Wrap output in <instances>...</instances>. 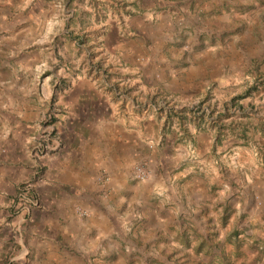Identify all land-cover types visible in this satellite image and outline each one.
I'll use <instances>...</instances> for the list:
<instances>
[{"label": "crops", "instance_id": "0c3cea01", "mask_svg": "<svg viewBox=\"0 0 264 264\" xmlns=\"http://www.w3.org/2000/svg\"><path fill=\"white\" fill-rule=\"evenodd\" d=\"M127 2L134 7V14L127 16L120 9L115 20L111 16L110 20H101L90 41L93 59L104 66L112 64L114 71L104 75L92 70V77L87 68L80 67L75 83L61 101L70 110L69 115L76 117L78 107L95 102L93 89L104 81L109 95H113L112 91L114 95H121L116 100V119H55L63 136L59 142H54L51 155L42 162L33 156V137L42 119H0V264H127L130 256L129 253L124 256L123 239L119 237L121 232L125 236L127 233L125 229L119 230V226L121 222L124 226L123 220L130 215L124 214V218L122 212L108 211L112 208L108 200L117 198L119 211L124 205L137 201V194L121 193L125 188L122 178L127 176L131 159L143 156L147 141L155 140L162 130L165 119L155 115L147 120L144 119L147 115L140 117L147 107L151 110L152 96L170 92L185 97L190 91L200 90L207 77V81L230 83L240 78L237 76L234 80L238 72L232 71H243L244 75L248 67H243L244 64L254 56L263 59L262 42L250 52L243 46L238 48V42L245 43L239 35L226 44V47L230 45L229 49L215 55L211 50L177 53L172 44L178 40L196 45L199 36L206 31L212 39L214 32L209 31L215 29L206 25L203 18H209L217 7V0ZM77 47L82 61L86 58L85 45L77 43ZM168 47L167 57L164 50ZM125 87L129 89L123 91ZM100 91L98 101L105 93V90ZM160 98L162 96L157 97V101L161 104ZM140 102L145 105L138 106L142 110L136 112L134 107ZM212 120L214 124L207 132L192 130L196 133L194 145L200 153L207 154L210 164L202 162L206 168L198 165L201 171L192 173L183 182L181 194L175 199L171 197L172 203L177 204V214L187 213L193 217L191 221L197 223L202 213L209 215L213 211L214 205L230 201L242 204L243 211L247 208L252 214L250 209H253L255 215H264V143H258V149L252 145L253 119H239V124L237 119ZM258 122L255 132L264 142V114ZM230 125L242 128L228 130L224 135L222 128ZM177 145L171 148L178 158L187 149L184 144ZM215 149L218 157L223 156L226 161L228 156L229 159L237 157L241 163L243 169L240 170L225 168L233 174V181L219 174V168L212 167ZM148 152L145 155L150 163L153 158L157 161V155ZM105 169L111 180L106 197L100 201L97 193L101 186L94 184ZM184 174L180 175L186 176ZM28 182L33 183L30 194L37 200L38 207H28L18 201L20 187ZM79 209L87 215L81 217ZM162 209L167 211L168 207L162 205ZM167 216L168 213L161 214L159 227L144 226L139 232L140 241L160 240L162 230L168 229L171 223ZM177 219L179 235L183 236L181 228L185 219ZM166 238L163 245L168 247L172 240L167 234Z\"/></svg>", "mask_w": 264, "mask_h": 264}, {"label": "rangeland", "instance_id": "374dc122", "mask_svg": "<svg viewBox=\"0 0 264 264\" xmlns=\"http://www.w3.org/2000/svg\"><path fill=\"white\" fill-rule=\"evenodd\" d=\"M127 1L129 0H0V119H42L37 123L39 130L34 135L37 138L34 146H39L44 141V136L50 135V138L54 137L50 148L63 136L55 119H116V100L121 95H114L113 91V95H109L104 81L93 89L95 102H89L87 107H78L76 117L69 115L70 110L61 101L65 100L75 83L80 67L87 68V73L92 77V70L104 75H111L110 71H114L112 64L104 66L93 59L90 41L97 30L95 26L101 20H110V16L115 20L120 9L127 16L134 14V7ZM217 3L209 18H203L206 25L215 29L209 31L214 32L212 39H209L206 31L199 36L196 45L178 40L172 44L178 54L183 51L211 50L215 55L229 49L230 45L226 47V44L237 35L245 42L243 45L238 42V48L243 46L245 50L252 52L259 42L264 45V0H217ZM81 37L83 38L79 40ZM77 43L85 45L86 58L82 61L79 59L81 53L77 51ZM169 48L164 50L167 57ZM262 56L263 59L254 56L248 64L243 65H248L244 75L243 71L228 68L230 72H238L234 80L240 76L233 82L221 84L213 80L207 81V77L200 90L190 91L185 97L170 92H159L152 96L151 110L148 111L147 107L140 117L147 115L144 118L147 120L149 116L153 118L155 115L159 119H165L162 130L157 134L158 139L147 141L149 144L154 143L155 148H150L149 144L145 146V154H149L148 151L154 152L158 159L156 161L153 158L150 163L145 154L131 159L127 176L122 178L125 188L121 193L137 194L136 202L130 206L124 205L122 211H119V200H108L112 206L108 211L112 212L114 209L122 212L120 214L124 218V214L130 215L123 220L125 225L121 222L119 226V230L125 229L127 233L126 236L123 232L119 235L123 239L124 256L127 253L130 256L126 259L127 264H264V215H255L253 209H250L252 214L248 213L247 208L242 210V204L227 201L225 205H214L213 211L209 212L210 216L202 213L197 223H194L191 215L177 214V204L171 201L172 196L175 199L181 194L183 182L192 173L201 171L198 165L202 167V162L210 164L207 154L203 155L199 150L200 163L194 164L185 160V154L177 158L171 147L178 146L177 144L194 145L193 136L200 131L207 132L208 127L214 124L212 119H237V124L240 123L239 119H253L255 129L251 131L252 145L258 149V143H264L255 132L259 126L258 119L261 120L264 114V55ZM129 87H125L123 91H127ZM100 89L105 90V93L98 101L97 92L100 93ZM160 96L161 104L157 101ZM150 103L147 102L146 105ZM144 105L145 103L140 102L134 110H142ZM138 106L141 108L138 109ZM241 128L230 125L222 129L225 130V135L228 130L232 132ZM194 129L197 130L196 133L192 131ZM218 140L220 146H223ZM218 155L215 149L212 167L219 168V174H225L227 180L233 181V174L228 170L243 169L241 163L237 157L229 159L228 156L226 161L223 156ZM137 165H144L150 171L151 177L147 182L134 179L133 172ZM181 173L186 176L180 175ZM102 174L110 176L107 169L101 171L99 177ZM108 183L101 184L97 179L94 184L95 187H102L98 188V200L106 197ZM166 187L169 188L168 192ZM162 205L168 207L167 211L162 209ZM165 213H168L167 218L171 223L168 229L162 230L161 239L140 241L141 229L144 226L151 229L154 225L159 227V218ZM177 217L185 219L181 228L183 236L179 235ZM117 230L115 228L114 231ZM166 234L172 240L168 247L163 245L164 239L167 240ZM146 243L147 247L144 248Z\"/></svg>", "mask_w": 264, "mask_h": 264}, {"label": "built area", "instance_id": "2783aa9c", "mask_svg": "<svg viewBox=\"0 0 264 264\" xmlns=\"http://www.w3.org/2000/svg\"><path fill=\"white\" fill-rule=\"evenodd\" d=\"M53 138H50V135H46L44 136V141H42V143H40L39 146L38 145L34 146L33 156L37 157L36 159L42 162L44 159H46L50 155L52 151V148H50V143L53 140ZM36 139H37L36 137H33V141H35ZM56 139L60 140L59 137H56ZM153 144L154 143H150L149 147L155 148V145ZM156 145H159V143H157ZM186 149H187V152L184 155L185 160L190 163H194V164L200 163L201 156H200V153L197 147L193 144H189L188 146H186ZM133 177L136 181L145 183L150 179L151 173L146 166L137 165L134 169ZM98 181L101 184H106L110 181V176L107 174H102L98 178ZM32 187H33V183L28 182V183L23 184L18 191L17 198L20 203H24L28 207H38L39 204L37 200L34 197H32L30 194V192L32 191ZM78 213L81 215V217H85L87 215V213L82 209H79Z\"/></svg>", "mask_w": 264, "mask_h": 264}, {"label": "trees", "instance_id": "16d2710c", "mask_svg": "<svg viewBox=\"0 0 264 264\" xmlns=\"http://www.w3.org/2000/svg\"><path fill=\"white\" fill-rule=\"evenodd\" d=\"M223 260H224V258H223Z\"/></svg>", "mask_w": 264, "mask_h": 264}]
</instances>
